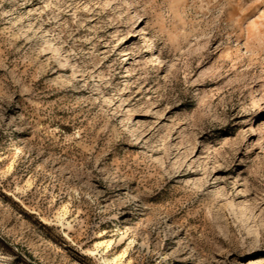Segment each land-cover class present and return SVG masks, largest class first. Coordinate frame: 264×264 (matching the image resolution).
Returning a JSON list of instances; mask_svg holds the SVG:
<instances>
[{
	"label": "rangeland",
	"instance_id": "rangeland-1",
	"mask_svg": "<svg viewBox=\"0 0 264 264\" xmlns=\"http://www.w3.org/2000/svg\"><path fill=\"white\" fill-rule=\"evenodd\" d=\"M0 264H264V0H0Z\"/></svg>",
	"mask_w": 264,
	"mask_h": 264
}]
</instances>
